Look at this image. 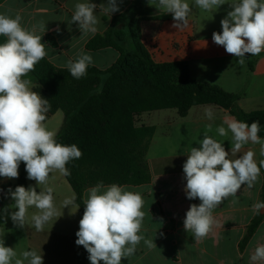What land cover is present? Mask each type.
Instances as JSON below:
<instances>
[{
	"label": "crops",
	"instance_id": "1",
	"mask_svg": "<svg viewBox=\"0 0 264 264\" xmlns=\"http://www.w3.org/2000/svg\"><path fill=\"white\" fill-rule=\"evenodd\" d=\"M136 1L118 0L120 11L111 17L97 8L96 14L101 21L97 34H104L110 27L112 17L129 11ZM77 2L83 0H5L0 3V13L13 17L19 14L22 24L29 28L43 23L46 32L38 34L43 36L42 42L47 44L46 58L56 67L66 68V62L75 59L83 51L93 58L90 66L106 70L117 61L119 52L113 47L86 49L87 42L97 34L81 36L77 24L71 25V16ZM90 2L100 5L106 3V0ZM186 2L192 11L188 17L189 25L183 30L171 27L173 19L140 22L141 43L153 63L184 62L191 79L239 95L238 105L244 111L264 110V52L258 56L246 54L245 64L240 65L238 58L226 53L222 46L212 40L214 31H222L220 21L231 10L230 6L224 4L217 11H205L198 8L194 0ZM147 5L156 12L166 13L157 8V0H149ZM6 39L0 36V43ZM25 78L31 80V88L36 91L39 84L31 73ZM207 107H211L214 113L211 121L204 114ZM225 115L233 116L221 107L204 104L191 107L184 117L174 108L144 112L136 116V126H152L155 129L146 155L151 180L147 184L127 186L129 190L138 191L143 196V235L154 239L156 248L149 249L141 241L135 255L129 259L123 258L121 264H249V257L255 247L264 244L263 218L245 248L241 250L239 247L248 233V226L257 216L253 214L251 206L257 199L264 201L262 170L252 189L242 185L236 197H229L214 210L215 223L205 238L195 240L192 233L184 230L186 211L191 204H199L200 201L186 198L183 164L190 148L200 146L198 141L204 138L207 124H212V131L208 135L221 142L225 150L230 152L231 133L222 137L216 132ZM64 121V113L58 110L45 121V125L58 133ZM248 150L255 152L254 159L258 164L264 159L260 155L259 144L249 143L237 155ZM18 178L8 180L0 177V210L14 203L7 195L8 189L5 186L15 184ZM29 186L40 191L34 180L27 179ZM48 186L53 188L54 203L59 215L45 224L43 231L37 232L31 222V215L37 211L35 208L28 210V222L24 228L16 227L10 215L4 214V231L0 239H4L5 246L14 248L17 253L15 259H22L23 251L36 250L39 253L42 250L44 264H79L75 233L79 229L80 212L79 209L76 211L75 206L64 209L61 206L65 197L75 193L66 177L58 171L50 174ZM234 199L238 202L233 203ZM260 215H264V209ZM69 226L71 230L66 232ZM24 264L28 262L24 261Z\"/></svg>",
	"mask_w": 264,
	"mask_h": 264
},
{
	"label": "clouds",
	"instance_id": "2",
	"mask_svg": "<svg viewBox=\"0 0 264 264\" xmlns=\"http://www.w3.org/2000/svg\"><path fill=\"white\" fill-rule=\"evenodd\" d=\"M194 3L205 11H217L224 4L230 6L231 10L220 21L222 31H214L212 40L226 53L238 58L240 65L245 64L246 54L258 56L264 52V0H194ZM97 8L110 17L120 11L118 0H106L100 5L90 0L77 2L70 23L77 24L81 36L95 35L99 31L101 21L96 14ZM157 8L172 15L174 23L171 27L178 30L188 27L192 9L186 0H157ZM38 32H46L43 23L29 28L22 24L19 14L13 17L0 13V36L7 38L0 43V177L18 178L19 166L23 162L27 179L36 181L40 189L37 192L36 187L22 185L14 190L8 188L7 195L14 203L0 213L9 214L16 227L24 228L28 222V210L35 208L37 211L31 215V222L40 232L45 224L59 215L53 188L48 186L50 174L58 171L62 176H69L67 165L82 158L83 153L76 144L57 142V133L45 125L51 109L49 99L33 91L31 80L25 78L48 55L47 44L42 42L43 36ZM92 64V56L82 51L75 59H69L65 67L74 79L79 80L87 75ZM204 114L208 120L214 119L211 107L205 108ZM211 131L212 124H207L204 138L198 141L200 146L190 148L183 164L186 198L200 201L189 206L183 221L184 230L192 233L195 240L208 235L215 223L214 210L229 197H236L242 185L252 189L264 169V159L258 164L254 151L237 155L251 143L259 144L260 155L264 156L259 120L249 124L225 115L216 132L222 137L231 133L230 152L208 135ZM41 185L44 187L40 188ZM76 201L73 194L65 197L61 206L63 209L75 206L77 211L80 205ZM82 203L84 211L75 233V244L87 251L90 264H121L123 258L135 255L141 241L149 249L156 248L154 239L143 235L145 201L140 192L129 190L127 185H105L100 181L85 189ZM9 209L14 211L9 212ZM262 209L264 201L259 199L251 206L254 215H260ZM16 256L14 248L5 246L4 239H0V264H13ZM21 256L22 259H15V264H24V261L44 264L42 250L39 253L36 250L23 251ZM249 264H264V244L255 247Z\"/></svg>",
	"mask_w": 264,
	"mask_h": 264
},
{
	"label": "trees",
	"instance_id": "3",
	"mask_svg": "<svg viewBox=\"0 0 264 264\" xmlns=\"http://www.w3.org/2000/svg\"><path fill=\"white\" fill-rule=\"evenodd\" d=\"M148 2L137 0L129 11L112 17L104 34H97L87 42V50L113 47L119 52V58L108 69L89 66L87 75L77 80L67 68L56 67L45 57L30 72L39 84L36 91L49 99L51 109L46 120L58 110L64 113L65 121L57 133V142L76 144L83 153L82 158L67 165L71 174L66 176L80 205V219L85 189L98 182L132 186L150 182L146 155L155 129L135 125L136 116L144 112L174 108L184 117L193 106L213 104L240 121L250 124L259 120V135L264 138V110L244 111L238 105L239 95L191 79L184 62L153 63L141 43L140 22L173 18L171 14L154 11ZM19 172L17 182L5 188L14 190L18 185L27 188L23 162ZM263 218L264 215H257L252 220L239 244L241 250ZM87 258V251L78 246L79 264H85Z\"/></svg>",
	"mask_w": 264,
	"mask_h": 264
},
{
	"label": "rangeland",
	"instance_id": "4",
	"mask_svg": "<svg viewBox=\"0 0 264 264\" xmlns=\"http://www.w3.org/2000/svg\"><path fill=\"white\" fill-rule=\"evenodd\" d=\"M125 26L126 25H124L123 26V28H125ZM122 27V24L121 25H119L118 26V28H121ZM3 216H4V213H3V215H1V217H0V238H1V235H2V231H4V225H3ZM61 231H62V229H60ZM71 230V227L69 226L68 227V230H66V232H69ZM62 240V239H61ZM13 264H14V262H13ZM86 264H90V261L88 260L87 262H86Z\"/></svg>",
	"mask_w": 264,
	"mask_h": 264
}]
</instances>
